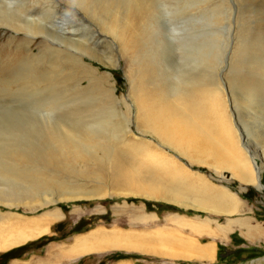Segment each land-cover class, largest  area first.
I'll return each mask as SVG.
<instances>
[{"label":"rangeland","instance_id":"374dc122","mask_svg":"<svg viewBox=\"0 0 264 264\" xmlns=\"http://www.w3.org/2000/svg\"><path fill=\"white\" fill-rule=\"evenodd\" d=\"M104 1L109 0H58L56 8L62 12L68 2L80 3L81 14L89 15L91 29L97 33L103 26L100 10ZM117 1H109V8L114 9L109 14V23L116 24L119 36L113 39L104 30V40L112 44V54L118 58L117 39L129 41L134 35L139 57L148 59L149 54H154L157 63L154 68L149 64L150 69H154V83L147 93L150 114L159 116L162 113L157 93L163 96L160 91L169 92L171 85L179 81V65L188 62V70L204 77L205 81L218 82V101L209 117L216 124V117L221 118L228 137L226 133L216 134V128L209 135L205 130L193 128L191 134L186 133L188 126L181 128L173 120L167 127L164 125L171 132L172 126L177 128L172 134L177 142H169V138L147 131L136 119L137 100L130 95L128 72H134L138 65L127 66L117 60L115 67L108 68L98 62L99 56L85 53L83 69L93 70V76L73 65V61H67L62 85L79 84L81 95L78 99H71L72 94H59L60 99H0V160L14 163L10 153L15 148L26 150L36 158L37 151L55 150L49 133L60 129V124L73 126L83 134L92 131L95 136L90 137L98 141L109 137L115 124L122 127L121 123L126 122L129 131L115 149L123 167L133 173L135 184H116L110 163L97 169L96 163L85 158L71 160L60 156L59 165L51 166L58 178H69L75 185L88 188L98 187L106 191L105 195L50 204L0 202V215L9 217L15 225L39 219L54 209L63 213V217L54 219L39 237L29 238L6 251L0 250V264H264V187L260 188L255 179L258 174L264 185V0H162L160 5L154 0H142L149 7L148 14L137 16L130 6L131 10L122 21H119ZM72 21L80 23L75 16ZM80 29L83 41L88 32ZM10 31L0 24L1 64L10 49L15 53L24 52L16 47L18 44L12 43ZM102 46L106 47L98 43L97 48ZM183 46H190L189 50L194 48L198 59L185 61ZM36 49L33 47V52ZM75 73L78 82L73 79ZM106 74L109 76L107 82L103 78ZM3 87L5 85L0 82V93ZM109 89L117 99H107ZM252 92L258 97L256 101L248 99ZM88 94L91 95L85 98ZM100 131L102 135L98 136ZM222 137H225L224 143ZM204 139L205 145L201 144ZM158 140H165L176 148H168ZM216 145L220 148L219 156L213 152ZM35 160L30 158L28 165L39 164L40 161ZM65 162L75 164L77 170H87V174L65 170L62 168ZM171 167L182 172L188 185H208L227 193L232 202L214 210L209 207L213 201H206L207 208L201 207L204 198L195 193L165 194L164 188L167 189L169 183L164 175ZM241 170L246 172V180L238 175ZM225 171L233 175L227 177ZM94 175L101 178L93 180ZM137 187H145L146 192L154 194L138 193ZM242 220L254 229L252 233L248 227L240 225ZM97 229L105 233L111 230L130 232L140 239L117 246L103 242L109 246L107 250L72 257L73 253L66 249L76 236ZM208 244L214 246L213 254L199 256L196 249ZM11 250V256L4 255Z\"/></svg>","mask_w":264,"mask_h":264},{"label":"bare ground","instance_id":"6f19581e","mask_svg":"<svg viewBox=\"0 0 264 264\" xmlns=\"http://www.w3.org/2000/svg\"><path fill=\"white\" fill-rule=\"evenodd\" d=\"M109 1L107 3L104 1L102 4V10H100L102 19L100 18V22L103 26L101 25L102 29L101 31L99 30L100 32L95 33L91 29L89 15L86 13L81 14V10L83 9L78 2V5L73 2H68L63 6L62 12H58L56 8L58 0H22L21 3H18V0H0V24L5 25L11 30L10 34L13 35L12 43L18 44L16 47L24 50V52L18 51L15 53L13 49H10L6 55V60L2 64L0 63V76H2L0 77V82L5 85L3 87V93H0V99H60L61 95L59 94H72L73 97L71 99H78L79 95H81V89L78 88L79 84L76 85L75 83L71 87H64L62 85L64 81L63 67L67 61H73V65L94 76L95 72L93 70L83 69V55L90 53L99 56V59H97L98 62L108 68L115 67L117 60H120L122 64L127 66L138 65V68L134 72H128L130 95H132L133 99L137 100L135 102L136 119H138V123L144 126L147 131L160 135L163 138H169V142H177L172 135L177 131L176 126H172V132L170 129H166L175 120L181 128L188 126L185 131L186 133L191 134L193 128L205 130L209 135L212 129L216 128V134H225L226 129L221 122V118L216 117V124L214 120L212 123L209 117L215 109V103L218 101L220 90L218 82L205 81L204 77L191 72V69L188 70V62H184L182 65L177 63L179 65V76L177 75L179 81L171 85L172 89L169 92L164 90L160 91L163 93V96H158L157 93V99H160L159 105L163 107L161 110L162 113L159 116L150 114L151 104L148 105V99L150 98L147 97V93L152 89L150 84L154 83L153 78L155 75L154 71H152L154 69L151 70L149 64L151 63L153 66L157 62H155L153 53L149 54V60L139 57L136 49L135 35L129 41L123 38L117 39L119 41H117L116 45L119 58L112 54L114 50L112 44L104 40L106 36L102 33L105 30L107 36L109 35L113 39L119 36L116 24L109 23L111 21L109 14L114 10L109 8ZM154 1L159 5L162 2V0ZM130 6L138 13L137 16L148 14L147 10L149 7L142 0H118L116 9L119 13V21H122L128 10H131L129 9ZM72 16H75L76 20L80 21L79 25L72 21ZM104 18L105 22L103 21ZM79 28L88 32V37L83 40L84 42L82 41L83 37H81L82 33H79ZM15 36L19 37L15 38ZM98 43H104L106 47L103 48L104 46H102L101 48H97ZM33 47L37 48L36 52H33ZM188 47H184V51L186 52H184L186 54L184 56L185 61H195V59H198L196 57L198 54L196 55L193 47L194 51L189 50ZM196 50L201 52L199 48H196ZM144 54L147 55L146 52ZM185 68L186 70L184 71ZM75 74L76 77L74 76L73 79L78 82V74ZM108 77V74H106V77H103L106 82L108 81ZM112 89L108 90L107 99H117L113 95ZM90 95H86L85 98H88ZM41 96L44 97L42 98ZM257 98L254 92L248 95V99L252 101H256L255 99ZM121 125L123 128L116 124L115 126L112 125L114 127L111 129L109 137L94 141L93 137L95 135L91 133L92 131L83 134L73 126L60 124V129L55 128L49 133L50 140H52L51 142L56 147L55 150L47 148L37 151V155L35 154L37 158L31 157L30 153L26 150H18L19 148H15L16 150L10 149L12 150L11 153L9 151L10 157L13 160L15 159L14 163H4V161L0 160V202L12 205H25L35 202L50 204L61 200L73 201L84 198H101L105 195L106 191L98 187L88 188L87 186L75 185V182L69 180V178H58L56 173L51 170V166L59 165L57 161L60 156L71 160L85 158L87 161L93 162L94 165L96 163L97 169H101L106 163H110L113 169V179L116 184L126 186L134 185L135 177L133 173L123 167L120 156L116 154L115 146L120 143L119 140H124L127 131H129L126 122L121 123ZM101 135L102 131H100L98 136ZM22 136L24 135L22 134ZM226 136L228 137V133H226ZM161 141H159V144L164 143L163 145H167L168 148H176L173 145L170 146L171 144L165 140ZM222 141L223 143L225 142V137H222ZM201 144L205 145V139ZM0 150H2V147ZM219 150V145L214 146L213 152H215V155H220ZM0 153L2 155V152ZM250 156L251 160L255 162L253 155ZM2 158L4 160V157ZM30 158L37 159L35 161H40L39 164L33 163L32 165H28ZM223 160L226 161V159ZM164 162L165 160H163V164ZM62 168H65V170L70 169L78 174H87V170H77L75 164H69L67 162L62 163ZM224 174H228L227 177L233 175L228 171H225ZM238 175L242 179L246 180L247 178L245 171H239ZM164 177L166 178V182L169 183L170 188H163L167 190L165 194H169L170 196L182 191L190 194L195 193L204 198L201 207L207 208L208 204H205L206 201H213L210 202L213 204L209 207L214 210L218 209L217 207H222L232 202L231 197L227 193L208 185L196 187L191 182V185H188V182L183 180L182 172L178 168H168V172ZM98 178L101 177L94 175L93 180H97ZM255 179L258 181V186L263 188L264 185L260 183L258 174H256ZM144 188L137 187L138 193L153 196V192H146L147 190ZM153 190L155 191V189ZM215 203H217V206L214 205ZM62 217L63 213L59 209H54L52 212L42 215L39 219L25 222L21 221L18 225H15L12 219L5 215H0V250L6 251L11 246L23 244L29 238L39 237V235H42L48 230L49 224L54 219H60ZM240 225L248 227L250 233L254 231L248 222L244 220L240 221ZM196 226L192 225V227ZM12 228L17 229L10 230ZM6 231L8 233H4ZM136 238L140 239L139 235L134 234L132 236L130 232L122 233L111 230L105 233L102 229H97L86 235H77L73 244L66 250L73 253V256L71 255L72 257H78L96 251L107 250L109 246L103 242H110L111 244H116V246L126 245V243L130 244ZM92 241L99 244L95 246L89 245L88 243ZM189 250L192 251L191 248ZM213 250L214 246H209V244L196 249L199 256L212 255Z\"/></svg>","mask_w":264,"mask_h":264},{"label":"trees","instance_id":"16d2710c","mask_svg":"<svg viewBox=\"0 0 264 264\" xmlns=\"http://www.w3.org/2000/svg\"><path fill=\"white\" fill-rule=\"evenodd\" d=\"M12 250H15V249H12ZM12 250L9 251V252H6L4 255H5V256H11V253L13 252Z\"/></svg>","mask_w":264,"mask_h":264}]
</instances>
